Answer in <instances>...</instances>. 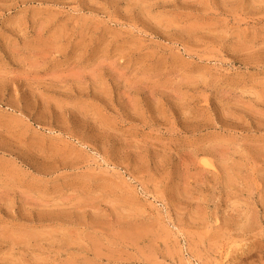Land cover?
<instances>
[{
	"label": "rangeland",
	"instance_id": "obj_1",
	"mask_svg": "<svg viewBox=\"0 0 264 264\" xmlns=\"http://www.w3.org/2000/svg\"><path fill=\"white\" fill-rule=\"evenodd\" d=\"M0 264H264V0H0Z\"/></svg>",
	"mask_w": 264,
	"mask_h": 264
}]
</instances>
